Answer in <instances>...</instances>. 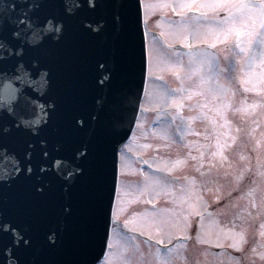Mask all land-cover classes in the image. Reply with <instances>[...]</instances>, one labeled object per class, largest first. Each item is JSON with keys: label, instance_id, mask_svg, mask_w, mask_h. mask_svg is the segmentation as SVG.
<instances>
[{"label": "snow or ice", "instance_id": "1", "mask_svg": "<svg viewBox=\"0 0 264 264\" xmlns=\"http://www.w3.org/2000/svg\"><path fill=\"white\" fill-rule=\"evenodd\" d=\"M50 3L51 0H0V65L15 59L14 72L18 74L14 79L31 89L21 103V90L11 87L9 81L10 91L0 110V153L12 161L0 176L7 182L0 188L10 187L21 177L25 182L11 198L0 191V239L11 236L6 246L7 264H20L18 258H12L13 249L32 243L19 224L5 219L10 199L18 203V210L39 219L48 206L53 182L64 186L66 200L61 208L66 215L73 211L68 202L69 188L79 186L106 227H110L113 243L108 244L105 237V251L94 264H188L181 255L180 238L191 240L193 236L202 244L215 238L216 247L225 252L223 257L211 259L205 251L204 259L194 264H255V257L264 262V0H165L148 5L174 14L172 19L166 18V30L160 32V38L154 36L152 43L157 64L166 66L179 85L170 88L165 84L148 98V103L158 110V129H153V135L162 143H145L141 147H154V154L142 158L137 152L132 158H140L146 166L140 169L143 181L135 190V199H143L153 207L143 215L133 212L132 218L122 223L118 215L116 222L111 220V204L107 209L102 207V177L96 175L98 145L81 140L80 134L87 128L90 137L96 135L100 142L114 141V145L126 148L119 158L121 170L127 169L132 149L123 142L125 137L120 132L124 113L133 104L132 97L114 84L111 76L98 79V84L109 85L102 93L101 105L106 123L101 124L99 114L86 120L70 107L64 116L63 135H42L56 108L49 98L51 69L38 60L26 67L24 56L29 48L46 39L59 41L63 36L62 19L40 16ZM61 6L69 15L84 7L77 0H61ZM96 7L95 0H90L88 8ZM110 7L112 27L119 31L125 13L129 17L134 12L138 14L139 0L135 8L131 0H112ZM86 27L94 32L101 30L100 25L94 28L91 23ZM170 41H179L187 51H175ZM218 45L223 47L217 49ZM209 47L216 51L209 52ZM221 52L224 65L220 63ZM97 66L104 68L102 63ZM0 73L7 75L8 69L0 66ZM237 84L245 93L256 94L251 102L247 97L236 102ZM186 107L193 111L192 115H183ZM229 113L239 114L243 127L234 126ZM5 116L11 119L6 122ZM196 120L208 122L203 132L194 131ZM13 129L26 134L27 139L22 141L19 154L7 155L11 139L8 134ZM188 134L203 139H186ZM177 143L186 149L183 154H161V149ZM112 153L115 158V146ZM189 168L191 171H186ZM177 170L182 174L176 175ZM124 195H130L127 188ZM161 197L170 205L157 207ZM225 214H231L233 226L212 230L210 226L217 223L215 217ZM257 223L259 240L253 239L246 252L248 229ZM193 224L196 227L190 231ZM88 231L86 226L85 241ZM57 238L55 232L46 236L51 246ZM222 239L225 243H220ZM105 254L107 259L102 260ZM47 264L67 262L52 259Z\"/></svg>", "mask_w": 264, "mask_h": 264}, {"label": "water", "instance_id": "2", "mask_svg": "<svg viewBox=\"0 0 264 264\" xmlns=\"http://www.w3.org/2000/svg\"><path fill=\"white\" fill-rule=\"evenodd\" d=\"M84 5L73 15L66 14L61 6V0H51L48 7L41 10L40 16L53 15L62 19L64 24L63 36L59 41L48 38L35 48H29L24 56L26 67H30L33 60L51 69L52 87L49 98L55 102L56 108L52 121L42 130L45 136H62L64 133V116L71 107L74 114L83 116L86 120L90 116L100 115L101 124L106 123L101 105L102 93L109 85H100L98 79L111 76L114 84L120 86L132 97L133 104L124 113V121L120 135L129 136L131 126L137 114L139 100L143 91L146 76L145 34L143 27L142 6L139 0L138 14L129 17L125 13L123 26L119 31L112 27L113 9L112 0H95L97 7L88 8L90 0H77ZM135 8L136 0H131ZM86 23L95 28L100 25L99 32L90 31ZM71 53V55H68ZM102 63L104 68L97 65ZM8 69V74L0 73V110L4 107L3 98L11 87L20 89L19 100L23 103L26 92H31L27 84L15 80V59L8 60L0 65ZM19 108L20 105L18 104ZM30 115V114H29ZM10 117L5 116L7 122ZM118 122V121H117ZM85 128L81 140L98 145L96 175L102 177L100 191L101 203L104 209L113 203L117 178V154L119 144L114 141L100 142L96 135H88ZM9 141L7 155L19 154L22 151V141L27 135L15 129L8 134ZM115 146L117 154L113 157L112 147ZM0 153V176L5 168L12 165L11 160L4 159ZM7 182L0 180V185ZM24 179L11 182L10 187L0 188V191L9 194L10 198L19 193L24 186ZM68 202L72 203L71 215H66L61 205L66 200L64 186L53 182L49 203L40 214L39 219L31 214L18 210V203L9 201L6 220L19 224L32 238L28 247L13 249V257L18 258L20 264H47L52 259L67 262V264H94L96 258L101 256L105 249V237H108L109 227H106L102 216H98L90 202L86 199L83 188H69ZM89 229L87 239L84 240V229ZM52 232L58 238L54 246L49 245L46 236ZM11 243V236L6 235L0 239V264H7L9 258L6 246Z\"/></svg>", "mask_w": 264, "mask_h": 264}, {"label": "rangeland", "instance_id": "3", "mask_svg": "<svg viewBox=\"0 0 264 264\" xmlns=\"http://www.w3.org/2000/svg\"><path fill=\"white\" fill-rule=\"evenodd\" d=\"M165 0H144V4H145V19H146V23L148 24V43H149V48H150V70H149V78H148V85H147V89H146V94L143 100V104H142V110L140 113V119L138 122V127L135 130L134 136L132 138V140L130 141V143L128 144V146L132 149V153L130 154V162H129V167L127 169L121 170V174H122V179H121V183H120V192H119V196H118V204H117V209H116V216L118 215L120 217V220H124V219H131L132 218V214L134 211H132V208L127 206V202H128V197H125L124 195V186H133V187H137L138 184L142 183L141 181L138 182V179H136L135 176L140 177L139 175H137V173L135 172L137 170V167L141 166L140 163V158H135L133 159L132 157H135L137 152H139L142 156V158H149L150 156H152L155 152V148H150V149H143L141 147V145L145 144V143H150L155 145L156 143H162V141L153 135V129L157 128L158 129V116H157V112L158 110L156 109V107L154 105H150L148 103V98L150 97L151 94H153V92L160 87H163L165 84L170 87V88H176L179 85V81L176 80L175 75L169 71H167L166 66L164 65H158L157 64V59H156V53L153 49V37H159V34L161 31L166 30L167 27V19H172L174 14L170 11V10H162L159 7H156L154 9H150L148 7V5H158V4H162L164 3ZM168 2H171V0H168ZM221 15H223V13H221ZM167 18V19H166ZM178 22V21H177ZM163 26V27H162ZM170 43H172L173 45V49H175V51H178L180 53H184L187 51V49L185 48L184 50L182 48H184L183 44L179 43V41H170ZM179 44H181L180 46H178ZM205 47H208L207 45H205ZM222 45H218L217 49L222 48ZM209 52H213V50L209 47L208 48ZM169 53H171V49L167 50ZM216 51V50H214ZM185 63H187V57H185ZM220 63L221 65H224L225 61L223 59V53H220ZM237 88V94L235 97L236 102L238 103L242 98L247 97L248 102H251L252 99L255 97V93H245L242 90H239L238 84L236 85ZM198 99V98H197ZM191 103V102H189ZM198 111V110H197ZM193 111L189 110L187 107L184 109L183 111V115L188 116V115H192ZM229 118L233 121V125L234 126H240L243 127L241 121H240V117L239 114H234V113H229ZM208 122L206 120H196L193 122V129L194 131H201L203 132L204 130H196L195 128L198 126H202L203 124H207ZM186 139H203L202 137H195L192 134H188V136L186 137ZM241 139H243V137L241 136ZM180 149V150H179ZM186 151V149L182 146V144H172L168 149H161V154L163 155H167V156H171V157H175L177 154H183ZM127 152V149L124 148L121 153ZM143 166V165H142ZM134 169V170H133ZM139 173V172H138ZM140 174V173H139ZM181 171L178 170L176 172V175H181ZM143 177V176H141ZM141 179V178H139ZM143 181V179H142ZM128 191L130 190L127 187ZM133 194L130 193V195H135V190L132 189ZM135 197V196H134ZM140 202H143V199H139ZM159 203H161V207L159 208H164L170 205V201H168L167 199H165L164 197H161V199L158 201ZM142 208L136 209L135 213H137L139 210H141ZM148 212V210H143L140 211L139 213H137L138 215H143L144 213ZM213 215L215 216V213H213ZM217 223L215 225H211L210 227L212 228V230H217L218 228H229L233 226L232 223V216L231 214H225V215H221V216H217L215 217ZM238 223V222H237ZM256 226V224H255ZM254 226V228H255ZM254 228H249L248 229V246L245 247V251H248V247L251 246V242H252V234L253 231L254 232H258V228H259V224L257 223V228L256 231L254 230ZM182 238V237H181ZM188 241V240H187ZM187 241L186 243H180L179 248L181 251V255L182 257L187 261L186 256L190 255L189 254V248H187ZM113 243V238L112 241ZM111 243V244H112ZM189 245L192 244V242H188ZM220 243H225V241L222 239L220 241ZM195 244V245H194ZM193 244V247L191 246L193 252L196 249H199L200 247H203L202 249H204L207 254L208 257L211 259H215L216 257H223L225 255L224 250L216 247V240L215 238L212 239L211 243H207V244H202L200 243V241L196 240V242ZM144 247L146 248L147 245H144ZM201 249V248H200ZM258 251L260 249H257ZM197 251V250H196ZM229 253L232 252L231 249L227 250ZM203 252V251H202ZM204 253V252H203ZM203 253L200 254H196L197 255V259L195 260V257L193 254V262L190 259L188 264H194L195 261L197 260H201L204 259V255ZM238 254V253H237ZM201 258H199V256ZM259 264H264V262H262L260 260L259 257H255V264L258 263Z\"/></svg>", "mask_w": 264, "mask_h": 264}]
</instances>
